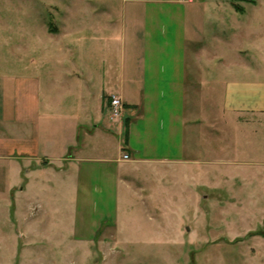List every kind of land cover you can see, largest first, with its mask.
<instances>
[{
  "label": "rangeland",
  "instance_id": "obj_1",
  "mask_svg": "<svg viewBox=\"0 0 264 264\" xmlns=\"http://www.w3.org/2000/svg\"><path fill=\"white\" fill-rule=\"evenodd\" d=\"M192 2L202 9L191 18L198 36L189 42L187 107L198 126L185 132L188 155L123 163L117 215L98 220L89 237L78 235L88 215H75L72 189L29 190L26 160L10 188L0 179V264H264V121L212 122L219 81L249 79L241 74L252 62L248 33L264 26V0ZM119 8L120 0H0V61L39 79L52 72L66 90L78 82L70 73L106 83L126 65L121 23L110 16ZM107 19L114 27H100L113 40L92 38ZM117 139L108 154L117 155Z\"/></svg>",
  "mask_w": 264,
  "mask_h": 264
},
{
  "label": "crops",
  "instance_id": "obj_2",
  "mask_svg": "<svg viewBox=\"0 0 264 264\" xmlns=\"http://www.w3.org/2000/svg\"><path fill=\"white\" fill-rule=\"evenodd\" d=\"M201 9L192 0H120L117 14L110 16L121 23L126 65L118 74L107 72L106 83L82 82L79 74L70 73L78 82L66 90L52 72L39 79L0 61V179L5 189L21 168L28 170L29 159V190L72 189L75 215H88L78 235L89 237L98 220L117 215L119 188L125 186L123 163L138 168L183 161L185 132L198 126L188 116L186 84L189 42L198 36L191 18ZM110 20L97 24L91 37L113 40L100 27H114ZM248 34L252 62L241 74L249 79L219 81L223 101L212 122L221 117L238 122L241 116L251 125L264 121V26ZM111 95L123 105L117 122L110 117ZM115 134L118 152L113 156L105 145ZM260 163L264 166V159ZM33 204L39 205V199L32 198L29 208Z\"/></svg>",
  "mask_w": 264,
  "mask_h": 264
},
{
  "label": "built area",
  "instance_id": "obj_3",
  "mask_svg": "<svg viewBox=\"0 0 264 264\" xmlns=\"http://www.w3.org/2000/svg\"><path fill=\"white\" fill-rule=\"evenodd\" d=\"M187 1H189V0H187ZM122 109H123V105H122V101H121L120 97H118L116 95H111L110 100H109L110 117L114 118V119L120 118V116L122 114ZM122 158L128 159V155L123 154Z\"/></svg>",
  "mask_w": 264,
  "mask_h": 264
},
{
  "label": "trees",
  "instance_id": "obj_4",
  "mask_svg": "<svg viewBox=\"0 0 264 264\" xmlns=\"http://www.w3.org/2000/svg\"><path fill=\"white\" fill-rule=\"evenodd\" d=\"M128 119V118H127ZM127 119H125V121H124V126H125V128L127 127V123H128V120ZM126 131V130H125ZM126 137V132L124 133V138Z\"/></svg>",
  "mask_w": 264,
  "mask_h": 264
}]
</instances>
